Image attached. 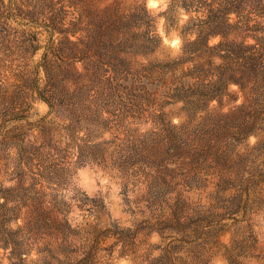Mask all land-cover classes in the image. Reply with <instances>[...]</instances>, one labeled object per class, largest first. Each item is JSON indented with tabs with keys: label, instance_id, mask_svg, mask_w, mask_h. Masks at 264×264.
<instances>
[{
	"label": "rangeland",
	"instance_id": "374dc122",
	"mask_svg": "<svg viewBox=\"0 0 264 264\" xmlns=\"http://www.w3.org/2000/svg\"><path fill=\"white\" fill-rule=\"evenodd\" d=\"M236 3L264 59L261 7ZM216 8L0 0V264H264V70L206 111L155 88Z\"/></svg>",
	"mask_w": 264,
	"mask_h": 264
},
{
	"label": "trees",
	"instance_id": "16d2710c",
	"mask_svg": "<svg viewBox=\"0 0 264 264\" xmlns=\"http://www.w3.org/2000/svg\"><path fill=\"white\" fill-rule=\"evenodd\" d=\"M172 1H181V7L186 13H190L195 0ZM236 1L238 2V0H210L207 4V0H199L205 9L216 5L215 10L221 15L214 19L200 20L198 24H195L193 19H189L179 33L181 41L179 56L165 64L156 65L164 69V73L160 79H154V81L158 80L155 88L162 87L164 93L170 94L173 105L183 102L185 107L191 108L194 112L206 111L213 101L217 102L218 107H222V99L226 95L225 91L229 84L238 86L242 91V81L246 73H256V70L260 68L264 70V59L257 58L253 54H246L247 50H254L255 44L245 46L244 41L247 36H242L245 31H251L259 26L261 20L256 21L254 26H249L251 19L247 16L230 22L229 15L238 13L236 9L240 6V3ZM256 2L262 11L258 17L262 18L264 17V0H256ZM191 35L195 38L190 41L188 37ZM217 37L220 40L214 45H209L210 40ZM153 43V39L148 38L143 40L140 47L153 52L151 47ZM216 59L220 63L213 66ZM187 65L190 67L186 69ZM211 67H215L218 73L209 75ZM204 68L206 70H203ZM198 72L201 75L196 76L195 73ZM35 79L38 83L37 77ZM36 92L39 100L46 103L49 108L53 107L49 102L52 97L48 94L49 92L38 91V88Z\"/></svg>",
	"mask_w": 264,
	"mask_h": 264
}]
</instances>
